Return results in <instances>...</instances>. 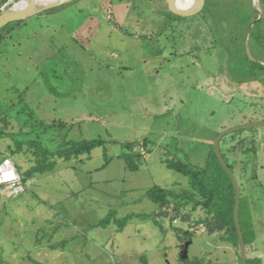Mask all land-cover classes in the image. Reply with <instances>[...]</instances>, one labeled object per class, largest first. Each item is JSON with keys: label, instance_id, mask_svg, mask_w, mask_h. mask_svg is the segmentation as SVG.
Instances as JSON below:
<instances>
[{"label": "rangeland", "instance_id": "obj_1", "mask_svg": "<svg viewBox=\"0 0 264 264\" xmlns=\"http://www.w3.org/2000/svg\"><path fill=\"white\" fill-rule=\"evenodd\" d=\"M248 1L207 0L179 16L165 0H71L6 30L0 153L27 140L51 151L64 140L105 144L89 158H52L54 170L36 174L17 195L0 188V264H183L188 241L184 264H241L232 244L198 223L203 208L191 204L189 221H171L157 215L147 191L190 188L166 159L203 167L222 131L264 120V71L252 64L264 65V41L249 35L257 18L246 22L250 8L264 17V5ZM256 129L227 150L247 190L258 187L246 191L242 216L260 242L249 254L264 264V126ZM145 140L147 154L132 172L119 155ZM35 150L25 145L13 156L23 171L35 164ZM110 213L111 224L100 226ZM185 232L192 238L180 240Z\"/></svg>", "mask_w": 264, "mask_h": 264}, {"label": "trees", "instance_id": "obj_2", "mask_svg": "<svg viewBox=\"0 0 264 264\" xmlns=\"http://www.w3.org/2000/svg\"><path fill=\"white\" fill-rule=\"evenodd\" d=\"M228 1L229 2L226 3H216L232 7L240 4H242L241 6H249L250 4L248 0L247 2L245 0L243 2L242 0ZM262 1L264 5V0ZM206 3L207 0L204 6H206ZM250 9L252 10L251 18L248 20V17L246 18V22L248 21V24L255 18H258V11L252 8ZM179 19L180 18H177L176 20ZM10 26L11 23L0 29V45L2 40L5 38V35L7 34L6 30ZM263 30L264 17L254 24L251 39L255 38L257 42H262V40L264 41V35L262 34ZM261 35L263 39L261 38ZM253 63L256 64L260 70L264 71V65L262 63L256 61H253L252 64ZM64 126H68V124L61 121L60 127L62 128ZM248 130L249 132H251L250 130H252L251 133L254 136L258 129L250 128L235 131L224 136L221 140L220 148L223 157L234 172H236L238 164L236 161H233L230 158L229 152L231 149L228 148L227 150V146L230 142L236 141L240 136H242L244 132ZM257 141V138H253L252 142L253 144H256ZM104 144L105 141L101 138L80 141L64 140V142L57 149L51 151L40 141H36L34 143L29 140L18 141L16 150H14L10 155L6 156L13 158L15 154L23 152L25 145H28L29 147H36V150L34 151V154L36 156L35 164L29 169L23 171L22 167L14 160L21 174L22 182L24 185H26L27 181L32 177H35L36 174H45L54 170L57 165V160H51L52 158L57 157V159H63L66 162L71 161L73 158L79 159L81 156H86L87 158H89L95 148L104 146ZM140 145L147 148L148 142L145 140L143 141V143H130L128 149H126L124 153L119 155V158L124 159L126 167L132 172L139 171L142 165L144 155L140 152V150L137 149V147H139ZM250 151V149L247 150V152ZM0 155L3 154L0 153ZM165 163L169 169L175 170L187 176L189 179L190 188L184 189L180 193H177L172 189L160 186L150 188L147 191V197L151 201L159 205L160 210L157 215L161 217H170L171 221L179 218L185 222L189 221V215L186 213V209L189 205L193 204L194 207H201L206 211L207 215L204 219H200L198 223L204 224L207 232L211 235L216 233L221 234V240L232 244L239 251V254H241L239 234L234 220V208L236 202L235 185L230 175L221 164L214 147H212V149L209 151L206 158V163L203 167H196L191 163L184 162L176 157H174L173 159H166ZM237 177L240 181L242 192L239 208V220L244 240L246 246L248 247L247 264H262V260L260 258L251 257L249 254V249L252 248L253 242L257 239V234L251 228L250 222H245L242 216L245 209V205L243 206V200H246L247 196H249V193L247 194L246 191L254 192L258 187L257 184L254 183L253 188L247 190L239 174L237 175ZM113 215L114 214L112 213L108 214L99 225L103 227H107L108 225H110ZM129 220L130 217H126L117 223L119 232L125 229ZM245 225L247 226V229L245 228ZM187 238H192V235L190 233L188 234V232H185L184 238L180 237V240H185ZM144 260L147 263L146 258H144ZM187 261L188 260L183 259V264ZM34 263L42 264L40 262H37L36 260H34Z\"/></svg>", "mask_w": 264, "mask_h": 264}, {"label": "water", "instance_id": "obj_3", "mask_svg": "<svg viewBox=\"0 0 264 264\" xmlns=\"http://www.w3.org/2000/svg\"><path fill=\"white\" fill-rule=\"evenodd\" d=\"M32 1L33 0H14V3L12 5L8 6V8L0 14V29H2L3 27L7 26L8 24H10L14 21L21 20V19H27L28 17L34 16V15H36L40 12H43L45 10L55 8L57 6L62 5L63 3L71 1V0H42V2H40V4L31 7L30 4ZM167 2L169 3L171 10L174 11L175 13H178L180 15H188V14H193L195 12H199L201 10V8L204 6L206 0H194L190 4H185L181 0H167ZM256 9L259 13V18L255 19L252 22V26H251L249 35H251V33H252V29H253L254 24L257 21L263 19L262 11L259 10L258 8H256ZM263 126H264V120L245 124V125H240V126H233V127H230L228 129L222 131L219 134V136L216 138V140L214 141L215 152H216L221 164L223 165V167L225 168V170L228 172L231 179L233 180V183H234L235 189H236L234 220H235V225H236V228H237V231L239 234V239H240L242 264H247L248 247L246 246L244 236H243V232H242V228H241V224H240V220H239V208H240L241 197H242L241 185H240V181H239L237 175L229 167L225 158L223 157V154H222L221 148H220V143H221V140L224 136H226L232 132L244 130V129H250V128L263 127ZM190 243H191V241L186 242L184 249L182 250L181 257L184 260L188 257V251H189Z\"/></svg>", "mask_w": 264, "mask_h": 264}, {"label": "built area", "instance_id": "obj_4", "mask_svg": "<svg viewBox=\"0 0 264 264\" xmlns=\"http://www.w3.org/2000/svg\"><path fill=\"white\" fill-rule=\"evenodd\" d=\"M142 149V151H141ZM145 156V147L138 148ZM7 188L12 194H19L25 190V185L22 182L21 174L13 158L0 155V188Z\"/></svg>", "mask_w": 264, "mask_h": 264}, {"label": "crops", "instance_id": "obj_5", "mask_svg": "<svg viewBox=\"0 0 264 264\" xmlns=\"http://www.w3.org/2000/svg\"><path fill=\"white\" fill-rule=\"evenodd\" d=\"M14 3V0H0V14L4 11V10H6L7 8H8V6H10V5H12ZM56 8V7H55ZM53 9V8H52ZM24 20L25 19H21V20H17V21H14V22H12L11 23V28L10 29H16V28H20V27H22V24L24 23ZM5 37H6V35H5ZM5 39V38H4ZM211 140L212 139H207V141L210 143L211 142ZM264 173V172H263ZM257 241V243L258 244H260V242H259V240H258V237H257V239H256ZM254 252H256L257 250H256V247H254ZM257 255V252L255 253V256H253V257H258V258H260L259 256H256ZM251 256V255H250ZM261 260H262V258H260Z\"/></svg>", "mask_w": 264, "mask_h": 264}, {"label": "bare ground", "instance_id": "obj_6", "mask_svg": "<svg viewBox=\"0 0 264 264\" xmlns=\"http://www.w3.org/2000/svg\"><path fill=\"white\" fill-rule=\"evenodd\" d=\"M167 1V0H165ZM182 2H184L185 4H190L192 3L194 0H181ZM40 2H42V0H33L30 4V6H36L38 4H40ZM168 3V2H167ZM253 3L255 4H259L260 3V0H253ZM169 4V3H168Z\"/></svg>", "mask_w": 264, "mask_h": 264}, {"label": "flooded vegetation", "instance_id": "obj_7", "mask_svg": "<svg viewBox=\"0 0 264 264\" xmlns=\"http://www.w3.org/2000/svg\"><path fill=\"white\" fill-rule=\"evenodd\" d=\"M261 62H263V61L261 60Z\"/></svg>", "mask_w": 264, "mask_h": 264}]
</instances>
